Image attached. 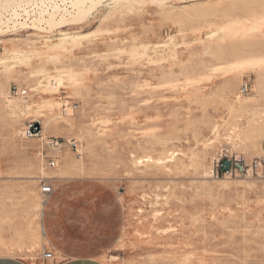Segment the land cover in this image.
Segmentation results:
<instances>
[{
  "label": "rangeland",
  "instance_id": "obj_1",
  "mask_svg": "<svg viewBox=\"0 0 264 264\" xmlns=\"http://www.w3.org/2000/svg\"><path fill=\"white\" fill-rule=\"evenodd\" d=\"M118 2L0 33V255L264 264V0Z\"/></svg>",
  "mask_w": 264,
  "mask_h": 264
},
{
  "label": "built area",
  "instance_id": "obj_2",
  "mask_svg": "<svg viewBox=\"0 0 264 264\" xmlns=\"http://www.w3.org/2000/svg\"><path fill=\"white\" fill-rule=\"evenodd\" d=\"M80 0H27L24 4L14 9H9L3 12V21L5 22V26L3 28V32L7 35H12L16 32H22L24 28L32 27V25L37 24L45 19H47L50 15H54L59 17L61 15L72 14L75 11V3ZM247 92V85L245 84L242 89V93ZM21 97H26L27 92L25 90L18 92ZM40 134V126H36L35 123L30 124L24 130L25 138H34ZM50 144H59V142L51 141ZM222 161V169L225 171L224 162H231L226 156L221 158ZM236 165H240L242 170H239ZM260 163L254 162L251 164V169L257 171L260 168ZM51 167L55 166V162L52 161L50 163ZM235 168V171H239L240 173L245 172V166H242L239 162L232 163L231 167ZM230 167V169H231ZM229 169V170H230ZM40 193L42 196H48L52 193V188L50 184L44 183L40 188ZM43 260H53V254L51 252H43L42 254Z\"/></svg>",
  "mask_w": 264,
  "mask_h": 264
},
{
  "label": "bare ground",
  "instance_id": "obj_3",
  "mask_svg": "<svg viewBox=\"0 0 264 264\" xmlns=\"http://www.w3.org/2000/svg\"><path fill=\"white\" fill-rule=\"evenodd\" d=\"M26 1L25 0H0V33L3 32L2 31L3 30L2 29V27H3L2 25L5 24V22H2L3 12H5V11H7L9 9H14L16 7H19L22 4H24ZM104 1L105 0H80V1H77L75 3V5H74L75 6L74 13L68 14V15H61L59 17H56L54 15H50L48 17V19H45V20L39 22L37 24L38 26H36L34 24L33 27L34 28H39L40 27L43 30H45V29L51 30L53 28H64V27H66V26H68L70 24H74L76 22H81V21H83L86 18V16L88 15V13H90L91 10H93L95 7H97L99 4H101ZM123 1L120 0V2H123ZM120 2H118V3H120ZM118 3H116V4H118ZM156 4H158V3H156ZM114 5H115V3H114ZM159 6H161V4ZM263 6H264V4H263ZM127 7H129V6H127ZM117 11H119V10H117ZM261 13H262V18L259 19V22H260L261 26H264V9H262ZM56 18H58V19H56ZM256 19H257V17H256ZM42 23L45 26L44 28L42 27ZM68 79H70V77ZM47 89H48V87H47ZM263 120L264 119H261V121H263ZM263 127H264V122H262L259 125V128H261V130L263 129ZM39 231H40L39 234L38 233H33L31 235V239L29 240V245H30L31 248L32 247H36V246H40L41 248L44 247V244H42V242L45 241L44 228L39 227Z\"/></svg>",
  "mask_w": 264,
  "mask_h": 264
},
{
  "label": "crops",
  "instance_id": "obj_4",
  "mask_svg": "<svg viewBox=\"0 0 264 264\" xmlns=\"http://www.w3.org/2000/svg\"><path fill=\"white\" fill-rule=\"evenodd\" d=\"M44 235L47 245L45 230H44ZM0 264H30V263L23 260L22 258H18L15 256L0 255ZM55 264H107V263L100 259L75 258V259L62 260L56 262Z\"/></svg>",
  "mask_w": 264,
  "mask_h": 264
},
{
  "label": "water",
  "instance_id": "obj_5",
  "mask_svg": "<svg viewBox=\"0 0 264 264\" xmlns=\"http://www.w3.org/2000/svg\"><path fill=\"white\" fill-rule=\"evenodd\" d=\"M223 165H224L225 171H228L230 169V167H231V162H229V161L224 162ZM236 167L239 170H242V167L240 165H236Z\"/></svg>",
  "mask_w": 264,
  "mask_h": 264
}]
</instances>
